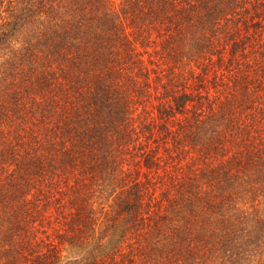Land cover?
Returning a JSON list of instances; mask_svg holds the SVG:
<instances>
[{
  "label": "trees",
  "instance_id": "trees-1",
  "mask_svg": "<svg viewBox=\"0 0 264 264\" xmlns=\"http://www.w3.org/2000/svg\"><path fill=\"white\" fill-rule=\"evenodd\" d=\"M0 264H264V0H0Z\"/></svg>",
  "mask_w": 264,
  "mask_h": 264
}]
</instances>
